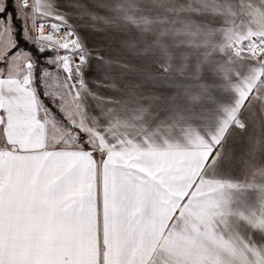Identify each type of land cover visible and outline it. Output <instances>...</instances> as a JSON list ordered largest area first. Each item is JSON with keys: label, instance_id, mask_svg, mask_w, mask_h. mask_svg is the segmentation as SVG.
<instances>
[{"label": "snow or ice", "instance_id": "obj_1", "mask_svg": "<svg viewBox=\"0 0 264 264\" xmlns=\"http://www.w3.org/2000/svg\"><path fill=\"white\" fill-rule=\"evenodd\" d=\"M242 2L74 0L90 29L109 33V56L86 43L56 0H0V228L17 204L5 165L28 159L22 206L35 253L21 257L4 243L0 264H85L69 251L42 256L38 242L83 234L96 186L80 161L95 166L99 156L106 172L110 156L124 155L152 167L131 187L104 176V264H264V30L237 25ZM241 113L260 118L258 139ZM123 200L151 230L138 259L118 261L108 219ZM96 254L100 264L99 232Z\"/></svg>", "mask_w": 264, "mask_h": 264}, {"label": "crops", "instance_id": "obj_2", "mask_svg": "<svg viewBox=\"0 0 264 264\" xmlns=\"http://www.w3.org/2000/svg\"><path fill=\"white\" fill-rule=\"evenodd\" d=\"M51 0H41L42 4L47 5ZM74 0H56L55 8L65 15L68 23L86 40L90 47H94L101 55H115L114 46L109 44L110 35L107 32H94L88 27L87 17H81L79 8L73 7ZM81 2V0H75ZM83 3L91 7L89 0H82ZM237 14V25L241 21L244 23L245 30L251 31L248 26L252 24L257 30H264V0H243L242 4L235 9ZM54 20V18L52 19ZM55 21V20H54ZM56 22V21H55ZM103 28V25H97ZM89 88L101 92L104 95L110 94L107 90L96 89L95 85L89 82ZM86 100L91 103V98L85 96ZM246 116L250 125L255 126L256 138L260 133V118L254 114L241 113ZM253 128H249V133ZM15 138L16 133H12ZM237 142L239 139L237 138ZM3 144V137L0 136V145ZM25 147H35L34 143H26ZM14 148L18 147L13 145ZM49 147H52L49 142ZM258 159V157H257ZM31 161L28 159L19 160L10 158L5 165V184H7V175L12 171L13 181L12 190L17 197V204L14 208L5 212V219L2 228H0V245L7 243L9 246L17 249V255L27 257L34 255L29 242L32 239L33 225L30 218L22 206L24 198L28 195L31 188L33 174L30 169ZM109 167L105 172L102 167L100 158L97 156L96 165L93 166L90 160H81L80 165L83 175L88 183H93L95 175L96 191L94 193L93 210L90 218L85 222L83 234L75 238L57 237V243L50 244L48 240L38 242L39 254L42 256H58L65 251H69L77 259L84 261L85 264H96V245L97 233L99 232V255L100 264H104L105 245V219L103 210L102 185L105 174L114 180L118 187H131L136 180L139 172H148L149 167L147 159L137 155L110 156L108 158ZM234 178L244 179V173L237 171L232 172ZM149 189L154 190L151 179L147 180ZM99 204L97 211L96 205ZM151 230V221L148 217H139L132 213L131 207L126 200L117 202L112 208L108 219L109 239L113 241L112 259L114 260H131L139 258L136 252L140 242L146 239V232ZM118 240L119 246L115 243Z\"/></svg>", "mask_w": 264, "mask_h": 264}, {"label": "rangeland", "instance_id": "obj_3", "mask_svg": "<svg viewBox=\"0 0 264 264\" xmlns=\"http://www.w3.org/2000/svg\"><path fill=\"white\" fill-rule=\"evenodd\" d=\"M20 46H24V45H20ZM25 46H27L31 49V46H28V45H25ZM31 50L33 51V54L35 55L36 54L35 50L34 49H31ZM59 86H60V80L57 79L55 74H53L52 79L49 81V87L51 89H55V88H58ZM41 95H42V93H41ZM42 98H43V96H42ZM45 103L48 104L49 106H51L50 101H48L47 99H45ZM53 111H55V110H53ZM57 116H58V118L62 119V117L59 116V113H57Z\"/></svg>", "mask_w": 264, "mask_h": 264}, {"label": "built area", "instance_id": "obj_4", "mask_svg": "<svg viewBox=\"0 0 264 264\" xmlns=\"http://www.w3.org/2000/svg\"><path fill=\"white\" fill-rule=\"evenodd\" d=\"M51 22H55L54 20H51V21H49L48 23H51ZM49 29L48 28H46V32L48 31ZM77 59H78V57H77ZM74 63H75V61H73Z\"/></svg>", "mask_w": 264, "mask_h": 264}, {"label": "trees", "instance_id": "obj_5", "mask_svg": "<svg viewBox=\"0 0 264 264\" xmlns=\"http://www.w3.org/2000/svg\"><path fill=\"white\" fill-rule=\"evenodd\" d=\"M25 46V45H24ZM35 55H38L37 53Z\"/></svg>", "mask_w": 264, "mask_h": 264}]
</instances>
